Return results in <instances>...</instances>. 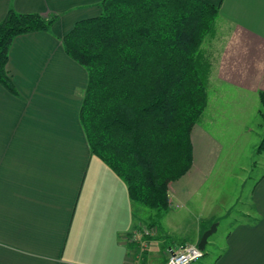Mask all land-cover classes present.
<instances>
[{
  "label": "crops",
  "instance_id": "1",
  "mask_svg": "<svg viewBox=\"0 0 264 264\" xmlns=\"http://www.w3.org/2000/svg\"><path fill=\"white\" fill-rule=\"evenodd\" d=\"M101 1L0 0V22L10 9L56 18L49 32L13 40L6 71L16 95L0 86V264H167L169 249L197 246L206 231L194 224L178 243L155 245L167 237L160 223L167 213L158 220L132 202L121 178L90 151L78 118L88 75L62 39L98 17ZM200 1L217 8L212 42L222 47L213 52L210 90L236 91L242 105H255L264 92V0ZM252 171L257 180L241 203L250 213L228 214L223 241L205 245L215 254L204 249L195 264H264V151ZM172 199L173 192L169 208Z\"/></svg>",
  "mask_w": 264,
  "mask_h": 264
},
{
  "label": "trees",
  "instance_id": "2",
  "mask_svg": "<svg viewBox=\"0 0 264 264\" xmlns=\"http://www.w3.org/2000/svg\"><path fill=\"white\" fill-rule=\"evenodd\" d=\"M98 7V17L77 22L62 39L88 75L79 122L91 153L159 220L169 209L168 185L192 166L191 132L207 107L211 67L201 46L212 36L217 8L200 0H102ZM55 21L13 9L1 20L0 86L10 94L13 40L49 32ZM259 102L264 125L262 92Z\"/></svg>",
  "mask_w": 264,
  "mask_h": 264
},
{
  "label": "rangeland",
  "instance_id": "3",
  "mask_svg": "<svg viewBox=\"0 0 264 264\" xmlns=\"http://www.w3.org/2000/svg\"><path fill=\"white\" fill-rule=\"evenodd\" d=\"M215 31L216 20L212 36L206 38L201 46L211 65L210 74L215 67L213 52L222 50L220 42H212ZM209 80L207 107L191 132L193 166L178 182L168 185L169 200L172 192L174 199L167 215L160 221L167 237L155 241L158 247L178 243L181 236H188L192 225L196 227L199 223L206 224V231L216 225L218 230L209 237V241L218 246L229 228L226 216L233 212L250 213L248 206L241 203L250 200L252 186L257 180V171L253 172L252 168L257 164L256 149L264 135V125L258 114L260 102L242 105L241 93H230L224 88L220 93L211 91ZM246 102L249 103L250 99ZM154 221L158 224L156 219ZM205 249L207 254L216 252L209 244Z\"/></svg>",
  "mask_w": 264,
  "mask_h": 264
},
{
  "label": "built area",
  "instance_id": "4",
  "mask_svg": "<svg viewBox=\"0 0 264 264\" xmlns=\"http://www.w3.org/2000/svg\"><path fill=\"white\" fill-rule=\"evenodd\" d=\"M150 230V229H149ZM139 235L148 237L151 233L147 230L139 232ZM137 236L133 237V241H137ZM204 256V252L199 250L195 245H184L180 248L168 250V261L167 264H192L196 263Z\"/></svg>",
  "mask_w": 264,
  "mask_h": 264
},
{
  "label": "water",
  "instance_id": "5",
  "mask_svg": "<svg viewBox=\"0 0 264 264\" xmlns=\"http://www.w3.org/2000/svg\"><path fill=\"white\" fill-rule=\"evenodd\" d=\"M216 231V225H212L209 230H207L201 237L197 248L201 251H204L205 245L207 243L208 238Z\"/></svg>",
  "mask_w": 264,
  "mask_h": 264
}]
</instances>
